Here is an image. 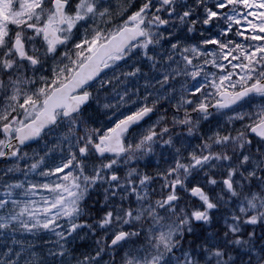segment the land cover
Returning <instances> with one entry per match:
<instances>
[{
  "label": "snow or ice",
  "instance_id": "1",
  "mask_svg": "<svg viewBox=\"0 0 264 264\" xmlns=\"http://www.w3.org/2000/svg\"><path fill=\"white\" fill-rule=\"evenodd\" d=\"M0 264H264V0H0Z\"/></svg>",
  "mask_w": 264,
  "mask_h": 264
},
{
  "label": "rangeland",
  "instance_id": "2",
  "mask_svg": "<svg viewBox=\"0 0 264 264\" xmlns=\"http://www.w3.org/2000/svg\"><path fill=\"white\" fill-rule=\"evenodd\" d=\"M33 147H36V145H33Z\"/></svg>",
  "mask_w": 264,
  "mask_h": 264
}]
</instances>
